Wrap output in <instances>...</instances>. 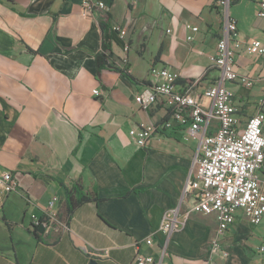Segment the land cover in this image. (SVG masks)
I'll return each mask as SVG.
<instances>
[{"label":"crops","instance_id":"crops-1","mask_svg":"<svg viewBox=\"0 0 264 264\" xmlns=\"http://www.w3.org/2000/svg\"><path fill=\"white\" fill-rule=\"evenodd\" d=\"M94 1L107 8L85 12L84 0H0V174L11 171L19 182L0 192V264H131L138 251L159 259L164 245L167 264H264V218L255 225L241 210L221 238L229 257L207 263L214 214H193L169 238L160 230L164 213L181 201L203 131L193 136L187 112L178 117L164 101L149 109L135 101L157 80L153 65L177 71L176 87L199 97L215 82L224 29L216 0ZM262 1L231 6L236 67L254 80L251 87L227 83L242 124L264 109V55L246 50L253 39L264 42ZM102 24L111 34V61L138 83L99 70ZM140 123L158 126L145 148L130 136ZM55 195L61 225L35 231L32 215L42 217ZM83 196L89 200L80 202Z\"/></svg>","mask_w":264,"mask_h":264},{"label":"built area","instance_id":"built-area-1","mask_svg":"<svg viewBox=\"0 0 264 264\" xmlns=\"http://www.w3.org/2000/svg\"><path fill=\"white\" fill-rule=\"evenodd\" d=\"M237 0H216L220 9L224 29L217 42V53L213 59L218 69V77L209 84L201 97L190 91L176 87L179 73L170 67L153 65L150 74L157 77L143 91L136 94L135 101L140 108H152L159 101L178 110L187 112L190 120V133L195 136L203 131L200 146L196 152L194 165L185 183L181 201L178 206L167 210L162 219L160 230L167 238L185 227L187 221L195 213L214 214L217 221L216 235L210 243V253L206 260L210 262L220 254L227 258L230 251L222 244L221 238L234 225L236 213L241 210L250 222L258 225L264 218V179L260 171L264 163V109L258 110L245 124H242L234 104L233 91L228 82L240 83L251 87L254 80L241 74L236 67L238 41V24L231 15V6ZM85 12L94 9H106L102 1L84 0ZM258 16L264 19V1L260 2ZM192 31L199 28L186 26ZM122 36L126 30L122 29ZM188 40L193 36L188 35ZM246 50L254 55H264V42L261 39L251 40ZM99 94V89L94 90ZM263 97L260 103H264ZM203 98L209 100L205 103ZM217 121V125L214 124ZM214 128L213 132H208ZM158 132V126L140 123L130 129V136L139 147H147L150 139ZM18 179L11 171L0 174V192L9 193L18 188ZM190 199L188 207L185 200ZM59 197L53 196L45 208L42 217L32 215L33 225L45 230H52L61 225L57 202ZM147 244L154 243L153 237L146 239ZM264 253V245L259 247ZM160 258L151 254L137 252L131 264H167V246L160 249Z\"/></svg>","mask_w":264,"mask_h":264},{"label":"trees","instance_id":"trees-1","mask_svg":"<svg viewBox=\"0 0 264 264\" xmlns=\"http://www.w3.org/2000/svg\"><path fill=\"white\" fill-rule=\"evenodd\" d=\"M102 28L104 30L102 49L96 55V60L98 63L99 70L101 71L102 69H115L116 71L124 74L131 81L138 83L139 80L133 74H131L129 72L128 67L116 66L114 64V62L111 61L113 58V51H112V47H111V34H110L109 26L107 24H102ZM142 82L147 83V81H145V80H143ZM67 200H68V202H70V200H71L69 191L67 194ZM86 200H89V198L87 196H83L80 202H84ZM69 205L71 207L70 210L72 211V209L74 208V204L71 202ZM37 229L38 228H35V231Z\"/></svg>","mask_w":264,"mask_h":264},{"label":"water","instance_id":"water-1","mask_svg":"<svg viewBox=\"0 0 264 264\" xmlns=\"http://www.w3.org/2000/svg\"><path fill=\"white\" fill-rule=\"evenodd\" d=\"M38 231L41 232V233H44L45 232V227L43 225H41L39 228H38ZM89 264H101L98 260L96 259H92Z\"/></svg>","mask_w":264,"mask_h":264}]
</instances>
